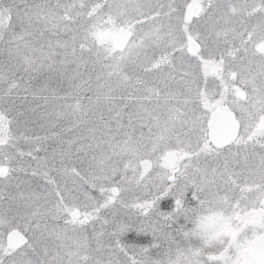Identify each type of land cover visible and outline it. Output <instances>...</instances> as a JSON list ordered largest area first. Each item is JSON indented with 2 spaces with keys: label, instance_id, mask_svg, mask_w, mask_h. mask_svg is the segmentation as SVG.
<instances>
[{
  "label": "snow or ice",
  "instance_id": "snow-or-ice-1",
  "mask_svg": "<svg viewBox=\"0 0 264 264\" xmlns=\"http://www.w3.org/2000/svg\"><path fill=\"white\" fill-rule=\"evenodd\" d=\"M0 264H264V0H0Z\"/></svg>",
  "mask_w": 264,
  "mask_h": 264
},
{
  "label": "rangeland",
  "instance_id": "rangeland-1",
  "mask_svg": "<svg viewBox=\"0 0 264 264\" xmlns=\"http://www.w3.org/2000/svg\"><path fill=\"white\" fill-rule=\"evenodd\" d=\"M173 207H174V202H173ZM171 210H172L171 208L165 206L164 202L161 203V211H171ZM121 239L123 243L136 244L138 246H147L150 243L152 237L150 235L137 234L135 231H130Z\"/></svg>",
  "mask_w": 264,
  "mask_h": 264
}]
</instances>
